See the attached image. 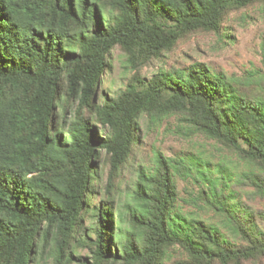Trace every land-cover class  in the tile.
<instances>
[{
    "label": "trees",
    "instance_id": "trees-1",
    "mask_svg": "<svg viewBox=\"0 0 264 264\" xmlns=\"http://www.w3.org/2000/svg\"><path fill=\"white\" fill-rule=\"evenodd\" d=\"M255 2L264 0H0V264H34L46 251L70 262L73 240L90 245L84 264H165L171 248L182 264H264V97L246 90L253 80L203 63L148 82L137 75L190 34L218 35L231 10ZM115 48L135 75L100 102ZM260 50L264 71V38ZM141 116L150 130L165 124L215 142L244 169L228 179L196 169L201 188L186 193L199 209L177 215L175 177L193 169L159 157L125 195L116 233L108 201ZM100 152L108 175L97 207ZM209 213L216 225L202 220Z\"/></svg>",
    "mask_w": 264,
    "mask_h": 264
},
{
    "label": "rangeland",
    "instance_id": "rangeland-1",
    "mask_svg": "<svg viewBox=\"0 0 264 264\" xmlns=\"http://www.w3.org/2000/svg\"><path fill=\"white\" fill-rule=\"evenodd\" d=\"M263 38L264 2H255L247 7L231 10L223 21L218 35L207 32L190 34L180 40L172 50L162 53L157 60L143 66L137 75L144 82H148L160 70L175 68L187 72L191 64L203 63L216 75L242 80L251 78L253 81L245 85L248 93L264 97V71L262 70L260 50ZM108 61L110 68L104 73L97 93L100 102L104 98H114L135 75V71L126 65V57L119 48H115L111 52ZM257 81L259 84L256 83ZM173 122L174 120H171V123ZM165 128L166 125L163 124L158 130H150L146 126L144 117L139 118L138 128L134 134V145L126 162L115 172L114 186L111 188L113 193L108 201L115 213V227L118 225L120 213L129 214L125 195L131 194L136 189V184L141 176L148 178L153 176L159 157H163L167 161L181 159L186 167L193 169L190 178L175 177L180 196V201L176 205L179 209L177 207L175 209L177 215H179V211L189 214L199 209L192 204L186 193L187 189L195 196L197 190L201 188L200 184L195 181L196 169H208L212 177L213 175H222L225 179L235 177L243 171V164L215 142L202 137L183 139L169 133ZM107 158L105 152H100L98 169L100 180L94 184L96 195L92 198L93 204L97 207L102 201L105 202L108 175ZM212 217V213L205 214L202 216V220L207 224L216 225L214 221H210ZM129 219L128 215L125 221ZM92 224L93 219L84 222L83 235H88V228ZM118 226L126 227L124 224ZM117 228L115 229L116 233L119 232ZM222 231L226 235L228 234L226 230L222 229ZM71 252L74 255L73 260L63 264H84L91 258L92 253L90 245H83L74 240L71 243ZM169 252L171 258L165 264H182L180 263L182 258L177 256L179 253L176 249L171 248ZM34 264L56 263L46 251L42 258Z\"/></svg>",
    "mask_w": 264,
    "mask_h": 264
}]
</instances>
